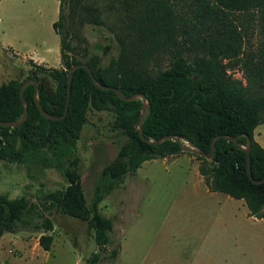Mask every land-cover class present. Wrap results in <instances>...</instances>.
I'll return each instance as SVG.
<instances>
[{
	"label": "trees",
	"instance_id": "obj_1",
	"mask_svg": "<svg viewBox=\"0 0 264 264\" xmlns=\"http://www.w3.org/2000/svg\"><path fill=\"white\" fill-rule=\"evenodd\" d=\"M59 15L52 24L60 38L59 68L36 65L21 80L0 85V120L14 121L23 113L19 96L21 83L34 77L41 107L61 116L66 108L68 74L73 64H87L95 85L83 67L74 70L67 113L62 119L41 115L35 103L33 84L23 91L27 118L16 127L0 126V162L55 168L65 185L42 195L38 204L24 195L0 193V239L19 228L42 229L38 244L50 251L53 236L51 218L38 212L56 209L87 222L97 250L84 264L115 260L120 245L103 254L112 243L114 223L99 208L100 202L117 189L129 174L146 160L192 154L207 188L243 199L249 215L264 219V182L254 183L247 171L245 148L250 141V173L264 179V147L254 138V129L264 123V0H58ZM104 26L111 35L101 44L104 55L113 44L117 55L106 65L87 46L75 43L73 23ZM48 72L55 80L51 90L34 72ZM239 72L240 76H235ZM143 93L147 113L136 129L142 101L120 99ZM89 108L112 110L113 128L127 140L115 158L100 173L88 204L75 156L80 131ZM166 134L186 137L209 152L218 137L211 159L198 155L182 138L153 144Z\"/></svg>",
	"mask_w": 264,
	"mask_h": 264
},
{
	"label": "rangeland",
	"instance_id": "obj_2",
	"mask_svg": "<svg viewBox=\"0 0 264 264\" xmlns=\"http://www.w3.org/2000/svg\"><path fill=\"white\" fill-rule=\"evenodd\" d=\"M53 15L57 18L55 0L41 14L33 15L47 39L56 38ZM73 32L78 37L75 43L101 56L103 65L117 55L115 43L106 55L99 47L109 42L108 28L75 20ZM16 75L21 80L25 72ZM34 75L54 89L55 80L48 72L36 70ZM113 121L112 110L89 108L80 131L75 156L88 204L100 183L102 168L127 140L121 130L113 128ZM261 131L264 136V125ZM184 155L198 169L199 160L187 153L145 161L100 202V211L114 223L112 243L103 254L120 245L117 258L113 262L104 258L101 264H264V220L249 215L240 199L208 191ZM64 185L55 168L0 162V193L11 198L24 195L38 204L43 194ZM38 212L53 222L48 232L53 236L51 250L44 251L38 244L42 229L19 228L1 237L0 264H84L97 250L86 221L56 209L44 211L42 206Z\"/></svg>",
	"mask_w": 264,
	"mask_h": 264
},
{
	"label": "crops",
	"instance_id": "obj_3",
	"mask_svg": "<svg viewBox=\"0 0 264 264\" xmlns=\"http://www.w3.org/2000/svg\"><path fill=\"white\" fill-rule=\"evenodd\" d=\"M50 1L0 0V85L10 79L19 80L16 74H22L23 71L26 76L31 69V62L46 67L59 68L61 66L60 38L58 34L52 26L56 38L50 36L47 39L46 35L39 29L41 22L33 20V15L35 13L41 14ZM55 1L58 2L59 15V1ZM57 18L53 15L51 20L54 22ZM263 125L264 123L259 124L254 129V138L262 147H264V136L261 131ZM184 157H186L188 165L198 177V181L205 184L196 166H192L191 159L187 155H184ZM205 187L207 188L206 185ZM207 190L211 191L208 188ZM240 201L241 205H246L243 199H240Z\"/></svg>",
	"mask_w": 264,
	"mask_h": 264
},
{
	"label": "water",
	"instance_id": "obj_4",
	"mask_svg": "<svg viewBox=\"0 0 264 264\" xmlns=\"http://www.w3.org/2000/svg\"><path fill=\"white\" fill-rule=\"evenodd\" d=\"M78 67H83L87 70V72L89 73L93 83L95 85H97L99 88H110L109 86L105 85V84H102L100 82H98L96 80V78L94 77L90 67L85 64V63H78V64H73L69 70V74H68V93H67V102H66V108H65V111L64 113L59 116V117H56L54 115H51L49 114L48 112H46L40 105L39 103V100H38V97H37V90H38V81L32 77V78H28V79H25L22 83H21V86H20V90H19V96L21 98V101L23 103V113L21 115L20 118H18L17 120H14V121H1L0 120V126H8V127H16V126H19L26 118H27V114H28V111H27V104H26V101L25 99L23 98V91L25 89V87L28 85V84H33L34 85V88H35V92H34V97H35V103H36V106L38 107V110L40 111L41 115H43L44 117L48 118V119H62L66 113H67V105H68V100H69V86H70V81H71V77H72V74L74 72L75 69H77ZM117 96L122 99V100H126V101H130V100H133V99H137V98H140L141 101H142V105H141V110H140V115H139V118H138V121L136 123V129L138 132L141 131V123L147 113V109H148V102H147V98L146 96L143 94V93H134V94H131L129 96H124L123 94L120 93V91L118 89H114ZM220 136H223L227 139H231V140H236L235 137H231V136H227V135H216L212 138L211 140V143H210V149H209V152L208 153H205L203 150L199 149L197 146H195L189 139H187L186 137H180L178 135H175V134H166V135H163L161 136L160 138L158 139H155V140H149V142L153 143V144H157V143H160L164 140H167V139H179V138H182L185 142L188 143V145L191 146V148L193 150H195V152L200 155V156H204L205 158L207 159H211L212 156H213V153H214V143H215V140L220 137ZM245 151H246V157H247V171H248V175L250 177V179L252 180V182L254 183H261V182H264V179H259V180H256V179H253L251 177V173H250V141L248 139V145L247 147L245 148Z\"/></svg>",
	"mask_w": 264,
	"mask_h": 264
}]
</instances>
